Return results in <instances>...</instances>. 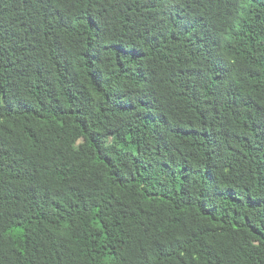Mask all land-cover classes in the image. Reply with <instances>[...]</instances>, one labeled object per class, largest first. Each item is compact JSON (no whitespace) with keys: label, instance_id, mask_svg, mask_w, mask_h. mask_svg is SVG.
Wrapping results in <instances>:
<instances>
[{"label":"trees","instance_id":"trees-1","mask_svg":"<svg viewBox=\"0 0 264 264\" xmlns=\"http://www.w3.org/2000/svg\"><path fill=\"white\" fill-rule=\"evenodd\" d=\"M0 264H264V0H0Z\"/></svg>","mask_w":264,"mask_h":264},{"label":"rangeland","instance_id":"rangeland-1","mask_svg":"<svg viewBox=\"0 0 264 264\" xmlns=\"http://www.w3.org/2000/svg\"><path fill=\"white\" fill-rule=\"evenodd\" d=\"M110 140L113 141V138H111ZM80 142H82V140H80V141L78 142V144H79ZM83 149H84L86 152H88V151L91 150V148L88 147V146H85Z\"/></svg>","mask_w":264,"mask_h":264}]
</instances>
